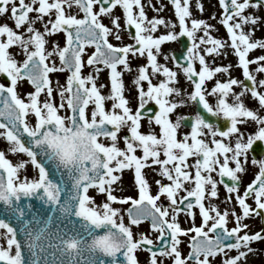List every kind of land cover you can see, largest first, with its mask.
<instances>
[{"label": "snow or ice", "instance_id": "1", "mask_svg": "<svg viewBox=\"0 0 264 264\" xmlns=\"http://www.w3.org/2000/svg\"><path fill=\"white\" fill-rule=\"evenodd\" d=\"M170 3L179 31L171 20L149 18L142 0H0V18L12 20L0 19V74L8 81L0 82V139L7 142L0 149V264H139L140 251L149 254L147 264H163L161 257L171 264H217L218 256V264H241L254 251L249 245L264 240V228L250 232L244 223L264 213V145L258 149L260 158L253 152L255 142H264V78L256 75L264 77V54L249 58L251 50L264 49V38H254L257 28H264V0H218L227 39L212 35L216 26L209 19L215 13L198 18L190 0ZM117 7L131 43H123ZM195 7L204 11L201 0H195ZM104 16L111 27L102 22ZM161 25L166 30L157 35ZM61 32L63 46L53 40L48 50V37ZM110 36L121 43H112ZM181 37L190 41L183 63L162 49L165 42ZM86 45H94V51L85 62ZM229 47L244 80L230 74L217 78L233 66L207 60L212 54H227ZM133 57L146 58L133 80L135 109L123 80V71H132ZM169 59L175 69L168 66ZM85 63L92 68L87 74L82 73ZM103 68L109 70L107 95L102 92L105 85L97 84ZM65 69L70 73L66 82L54 83L50 74ZM180 74L192 86L190 92L176 86ZM213 79L209 88L207 81ZM25 80L33 90L22 96L18 86ZM249 95L257 107L245 103ZM208 96L216 97L214 104ZM188 101L198 110L190 118L177 115L173 120L171 114ZM150 102L158 110L147 107ZM204 110L216 120L225 118L227 126L214 123ZM145 119L148 131L141 130ZM183 121L190 130L181 133ZM247 123L255 124L254 132L242 130ZM249 162L258 170L241 191ZM29 164L33 176L27 174ZM148 168L159 176L153 181L155 194ZM125 170L134 173L135 195H117ZM220 184L226 201L234 199L239 212L235 206L221 210L211 202ZM90 189L104 200L97 204ZM117 203L129 205L123 209L127 223ZM181 214L192 218L191 226H182ZM58 220L68 226L57 227ZM142 221L150 222V231L134 233L133 226ZM152 232L158 233L154 239ZM182 236H190L186 255L180 248Z\"/></svg>", "mask_w": 264, "mask_h": 264}, {"label": "rangeland", "instance_id": "2", "mask_svg": "<svg viewBox=\"0 0 264 264\" xmlns=\"http://www.w3.org/2000/svg\"><path fill=\"white\" fill-rule=\"evenodd\" d=\"M201 2L204 5V11L203 12H200L195 7V0H190V4L192 5L193 15L198 17V18L209 19L212 16V14L215 13L216 14L215 18L214 19H209V22L216 26L215 29L212 31V35L217 37V38L227 39L226 29L219 22V13H220L221 9H220V7L218 5V0H201ZM142 3L145 4L146 12H147V15L149 16V18H151L153 15H157V16L164 17L166 21L171 20L172 22L177 23V27H176L175 30L179 31L178 21H177V18L175 17V15H174V9H173V6H172V4L170 3L169 0H152V4L151 5L148 4V0H142ZM156 9H159V11H157ZM74 11H75V9H74ZM114 12H115L116 15H121V21L120 22H121V26L123 28V32L121 33L123 43H131L132 40H131L130 36L128 35L127 28L123 24L122 9L117 7L114 10ZM0 19L7 20V22L9 24H12L11 19L9 17H7V16L2 17ZM102 22H104L106 25H109L111 27L109 18L107 16L102 17ZM36 26L37 27H41V25L39 23ZM165 30H166L165 27L163 25H161V26H159L158 32L156 34L158 35V34L164 32ZM202 34H203L202 32L198 33V35H202ZM254 38H264V28H259L258 27L257 30L254 33ZM109 39L114 44L121 43V41L115 40L114 37L110 36ZM48 40H49L48 50H51L52 41L53 40L56 41L57 43H59L61 47L64 44V38H63L61 33H57L54 36L48 37ZM162 49H163V51L165 53H171L172 54L174 51L179 49V45H178L177 41L165 42L162 45ZM10 50L14 54L19 53V49L18 48L13 47ZM92 51H93V47L92 46L87 47L86 48V52L84 54V57H87V55L90 52H92ZM225 51H226L227 54H223V53L219 54V55L212 54V55H209L207 57V60H208V62L210 64H213V65H229V64H231L233 66L230 69V73L220 74V75H218L217 78L227 79L229 74H230L231 76H233V77H235L237 79L243 80L242 79V77H243L242 69L238 66V58H237V56L234 54V52L231 50L230 47L228 49H226ZM261 54H264V49L257 48V49H254V50L250 51L249 58H254L255 56L261 55ZM22 58H23L22 55H17V59L18 60L22 59ZM159 59H160V61L162 63L164 62L163 56L159 57ZM58 61H59L58 57H55V62L57 64H59ZM145 62H146V58H144V57H133L131 59L132 71L131 72L126 71V70L123 71V80H124V84H125V95L129 98L130 106L133 109H135V107L137 106V99H136L137 90H136L135 84L133 83L134 76L136 74V68H137L138 65H140L142 63H145ZM167 63H168L169 67H173L175 69V65L173 64L171 59H169L167 61ZM196 67H197V69L199 68L198 62H196ZM250 67L251 68H255L256 65H251ZM120 68L122 69V66H120ZM91 71H92V68L89 67V68L84 70V73L87 74L88 72H91ZM50 75H51V78H52L54 83L57 80L61 84H64L66 82V78H67L66 71L57 72V73H53V74H50ZM256 75L258 76V78H264V77H261V74H259V73H257ZM153 82L156 83L157 81L154 80ZM214 82H215L214 79L210 80V81H207L208 87L211 88L213 86ZM22 84L23 83L21 82L19 87H18V92L22 96L26 92L33 90V88L28 87L26 85V83H25V85H22ZM97 84L98 85H100V84L105 85V87L102 89V92L105 95H107L109 93L110 80H109V70L107 68H103V70L100 72L99 77L97 78ZM144 84H145V87H146L147 86L146 82H144ZM176 86L180 87L183 92H190L192 90V86L190 85V83L186 80V78L182 74H180L179 81H178ZM234 90L239 92L240 91V87L239 86H234ZM208 99H209V102L212 103V104H214L215 101H216V97L215 96H208ZM244 100H245V103L248 106L257 107L256 102L251 99L250 95L249 96H245ZM110 106H111V101H108L107 104H106V107L110 108ZM194 108H195L194 102L188 101V103L185 104L184 106L178 107L175 110V112L173 114H171V118L173 120H175L177 115H182V116L191 115L192 116L195 113ZM261 114H264V110H261ZM221 118H223V117H221ZM152 127L154 128V130L156 132L159 131L158 127H156L155 125H153ZM148 129H149L148 122L146 120H143L142 121V129L141 130L142 131H148ZM255 129H256V126H255L254 123H247L246 125L242 126V130H246V132H248V133L254 132ZM187 131H189V130L187 128H184L181 125L180 132L184 133V132H187ZM4 143H5V141L0 139V144H1L0 145V149H6L7 148V143L5 145H4ZM121 146H123L122 143H121ZM137 154H140V153L138 152ZM24 158L26 159L27 157L24 156ZM249 158L251 160V153H249ZM257 158H260V156H257ZM190 162H191V159H190ZM29 167H30V164L27 166V174L29 176L35 175V171L31 167L30 168ZM257 170H258V168L256 166H253L249 162L248 167H247V171H246L245 174L242 175V178H241V181H242L241 191H243V187L248 182H250L251 179L254 178V173ZM145 171H146V174L148 176L150 184H152V192L155 194L156 185L153 183V181L155 179H159V176L151 168H148ZM133 176H134V173L131 170H125L123 172L122 181L120 182V184L118 186L120 191L117 192V195H122V194L123 195H135L136 194V189H135L134 183H133ZM216 178L219 179L218 177H216ZM218 190H219L218 197L217 198H213L211 202L217 204L220 207L221 210H223L226 207L231 209L233 206H235L236 207V211L239 212L240 209H239L238 205H235V200L234 199L231 202H227L226 201V196L228 194H227L226 189H224L222 184L218 185ZM89 194L92 195L95 198V200H96L95 191L94 190L90 189L89 190ZM103 200L104 199H100V203ZM161 202L167 204V201L165 200L164 197H161ZM248 202L250 204H253V201L251 199H249ZM205 203L207 204L208 201H205ZM114 206L122 208L123 215L125 216V222L127 223L126 212L123 211V209H125L127 204L121 205V204L117 203V204H114ZM253 206H254V204H253ZM196 212H197V214H196V217H195V222L197 224H199L200 221H201V218L199 216L198 209L196 210ZM262 214L264 215V213H262ZM260 217L261 216L253 215L252 217L246 218L244 220V223H247L249 225V231L250 232H255V231H257V230L262 228ZM179 220H180L182 226H184V227L191 226V223H192V218L191 217H186L185 215L181 214L180 217H179ZM146 225L148 226L147 223H144V224L141 223L138 226H133L134 233H139V232L147 233V232H149L150 230H149V228ZM228 226L229 227L234 226L231 217L229 218ZM156 234L157 233L152 232L151 233V237L155 238ZM189 238H190V236H182L181 237L182 243L180 245V248H181L182 253L185 254V255L189 251V248H188ZM249 246L251 248H253L254 251L248 253L246 259L244 261H242V262H244L245 264H247V263L248 264H264V240L252 242ZM140 253H142V252L141 251L139 252L140 260L144 261V259L142 257V254H140ZM161 259L163 261V264H171V263H169V260H170L169 258L161 257ZM214 259H215V261L218 264V262L222 259V257L218 256V257H216ZM244 263H241V264H244Z\"/></svg>", "mask_w": 264, "mask_h": 264}, {"label": "water", "instance_id": "3", "mask_svg": "<svg viewBox=\"0 0 264 264\" xmlns=\"http://www.w3.org/2000/svg\"><path fill=\"white\" fill-rule=\"evenodd\" d=\"M132 31H133V33H134V28L132 29ZM178 41H179V45H180V49H181V50L178 51V52H175L174 54H175V56H176L178 59H180L181 62L183 63L182 55H183L184 52H186V48H187V46L190 44V41L187 39V37H181V38H178ZM69 74H70V73H69ZM246 82H247V81H246ZM201 107H202V106H201ZM149 108L154 109V107H151V106H150ZM154 110H155V109H154ZM196 110H198L197 105H196ZM202 114H205L206 116H208V117L211 118V114H207V113H206V110H204V111L202 112ZM185 117H189V118H190V116H185ZM211 119L213 120V122H217L215 118H211ZM182 123H183V125L189 127V122H188V121H183ZM218 124H219L220 126H222V127H226V126H227V121H224V122H218ZM189 128H190V127H189ZM262 145H263V143L260 142V141L255 142V144H254V149H253V152L255 153V155H256V154H260V152L258 151V149H259ZM42 159H43V162L46 164V166L49 167L52 171H54V168H53V166L50 164V162H48L46 158H42ZM57 175H58V174H57ZM224 180H225V182H229V178H227V177H225ZM25 202H27V201H25ZM33 202L36 204L37 207H39V202H38V201H34V200H33ZM3 208H4V205H3L2 203H0V213H2ZM74 219L77 220V226H78V218H74ZM12 222H13L14 224L16 223L15 218H12ZM56 226H57V227H61V228H63V227L68 226V225H67L66 222H61V221L58 220V221L56 222ZM53 230H54V229H53ZM190 250H191V249H190ZM26 255H27V253H26ZM49 259H51L50 256H49ZM104 259H105V260H110L111 258H110V257H104ZM117 259H118L119 261H121V262L123 261V257L120 256L119 254H118Z\"/></svg>", "mask_w": 264, "mask_h": 264}, {"label": "flooded vegetation", "instance_id": "4", "mask_svg": "<svg viewBox=\"0 0 264 264\" xmlns=\"http://www.w3.org/2000/svg\"><path fill=\"white\" fill-rule=\"evenodd\" d=\"M87 67V64L85 63V67L82 69V70H84L85 68ZM65 71V70H64ZM64 71H62V72H64ZM0 82H4L5 84H7L8 83V81L6 80V81H4L3 79H2V77H1V74H0ZM23 84L22 85H25V83H26V85L28 86V87H30V88H32V86H31V84L27 81V80H25V81H23L22 82ZM20 85V84H19ZM19 87V86H18ZM7 142L5 141V143H4V145L6 144ZM1 145V144H0ZM9 158H11V159H13L14 161L16 160V156L15 155H13V154H9ZM30 167L33 169V167L30 165ZM29 167V168H30ZM34 170V169H33ZM92 190H94L95 191V189H92ZM132 193V192H131ZM154 194V193H153ZM95 197H96V202H97V204H99L100 203V199H104V196L103 195H98L97 193H96V191H95ZM148 227V226H147ZM149 228V227H148ZM149 230H150V228H149ZM156 235H158V233L156 234ZM154 239V238H153ZM142 253H140V254H142V257H143V259H144V261H141L140 260V255H139V253H138V260H139V264H147V259H148V256H149V254L146 252V251H141ZM146 260V261H145ZM171 261L169 260V263H170Z\"/></svg>", "mask_w": 264, "mask_h": 264}, {"label": "bare ground", "instance_id": "5", "mask_svg": "<svg viewBox=\"0 0 264 264\" xmlns=\"http://www.w3.org/2000/svg\"><path fill=\"white\" fill-rule=\"evenodd\" d=\"M241 263H244V262H241ZM245 264V263H244ZM248 264V263H247Z\"/></svg>", "mask_w": 264, "mask_h": 264}]
</instances>
